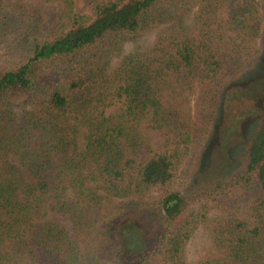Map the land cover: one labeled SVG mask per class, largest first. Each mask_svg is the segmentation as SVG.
I'll return each instance as SVG.
<instances>
[{
    "label": "trees",
    "instance_id": "trees-1",
    "mask_svg": "<svg viewBox=\"0 0 264 264\" xmlns=\"http://www.w3.org/2000/svg\"><path fill=\"white\" fill-rule=\"evenodd\" d=\"M36 1L63 5L54 27L0 0V264H187L198 203L220 215L203 218L196 264H264V116L241 171L190 197L177 184L255 56L259 0H110L90 15ZM241 90L223 97L225 152L254 111ZM150 210L160 223L147 246L131 218Z\"/></svg>",
    "mask_w": 264,
    "mask_h": 264
},
{
    "label": "rangeland",
    "instance_id": "rangeland-1",
    "mask_svg": "<svg viewBox=\"0 0 264 264\" xmlns=\"http://www.w3.org/2000/svg\"><path fill=\"white\" fill-rule=\"evenodd\" d=\"M110 0H73L74 10L78 14L90 15L94 3L104 4ZM12 6L23 7L32 14L39 15L45 27H54L60 19L63 5L60 2L53 4L41 3L36 0H7ZM258 11L261 14V28L259 38L255 42V56L240 73L233 78L224 91V96L230 89L240 87L243 93L245 107L254 108L253 114L242 123L238 133L233 134L229 140L226 152L222 148V124L224 118V98H221L218 111L214 118V125L200 156L196 160L190 175L177 184L187 197L192 196L198 189L210 185L217 180H227L241 171L247 161V148L255 134L261 118L264 116V0H259ZM8 27L7 30H10ZM25 30L20 34H24ZM8 37H11L9 35ZM12 38V37H11ZM152 44V37L140 38L138 41L126 42L121 51L111 59V67L116 68L121 59L136 47H147ZM243 109V106L240 109ZM114 114L113 110L109 115ZM164 130L152 131L151 138L155 149H159L163 141ZM189 220L199 222L191 240L186 248L185 258L187 264H196L208 252L209 238L205 230L203 218L213 219L219 216V210L211 203H198L190 205L186 211ZM159 216L150 210L138 213L131 220L138 225L146 240L147 246L154 244L155 236L159 230Z\"/></svg>",
    "mask_w": 264,
    "mask_h": 264
}]
</instances>
